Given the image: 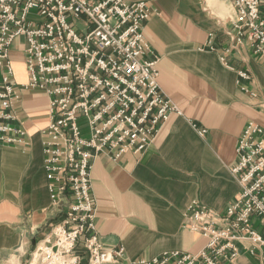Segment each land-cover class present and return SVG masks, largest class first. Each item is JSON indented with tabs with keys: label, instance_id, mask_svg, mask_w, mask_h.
<instances>
[{
	"label": "built area",
	"instance_id": "built-area-1",
	"mask_svg": "<svg viewBox=\"0 0 264 264\" xmlns=\"http://www.w3.org/2000/svg\"><path fill=\"white\" fill-rule=\"evenodd\" d=\"M232 3L235 44L248 45L264 65V0ZM152 13L147 3L126 0H0V145L29 144L15 104L21 91L45 93L44 167L51 203L64 215L28 264H111L123 255L105 250L97 232L95 162L101 155L116 162L144 154L171 115L181 114L159 85V58L146 59L151 50L143 25ZM18 39L24 81L12 59ZM239 77L250 75L241 71ZM236 155L231 173L240 191L234 202L222 213L198 201L187 207L185 226L206 240L204 248L128 264H238L243 250L264 264V232L253 228L254 220L264 226L261 126L245 128Z\"/></svg>",
	"mask_w": 264,
	"mask_h": 264
},
{
	"label": "crops",
	"instance_id": "crops-1",
	"mask_svg": "<svg viewBox=\"0 0 264 264\" xmlns=\"http://www.w3.org/2000/svg\"><path fill=\"white\" fill-rule=\"evenodd\" d=\"M126 1L145 2L153 12L143 25L151 50L146 59L159 58V85L181 114L171 115L144 154L116 162L101 155L95 162L97 232L105 250L123 252L111 264L204 248L206 240L185 226L188 205L198 201L224 212L240 191L231 173L239 138L250 123L264 129V65L231 36L232 0ZM14 62L24 81L20 61ZM241 71L250 78L241 79ZM15 109L29 144L0 145V264H28L64 216L51 203L44 167L40 130L49 122L48 98L21 91ZM253 228L264 232L257 220ZM237 263L262 261L243 250Z\"/></svg>",
	"mask_w": 264,
	"mask_h": 264
},
{
	"label": "rangeland",
	"instance_id": "rangeland-1",
	"mask_svg": "<svg viewBox=\"0 0 264 264\" xmlns=\"http://www.w3.org/2000/svg\"><path fill=\"white\" fill-rule=\"evenodd\" d=\"M83 26L84 24L81 23L78 27L80 30H83ZM23 51H24V47H23V41L18 39L14 45V48H13V54L15 55H12V59L13 60H19L20 61V64H18V66L22 69H24V65H23V61H24V58H23ZM18 72V71H17ZM23 72V71H22ZM18 74L20 75V73L18 72Z\"/></svg>",
	"mask_w": 264,
	"mask_h": 264
}]
</instances>
